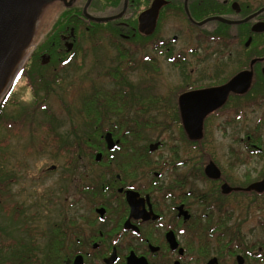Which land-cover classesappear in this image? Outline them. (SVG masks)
<instances>
[{"label":"flooded vegetation","instance_id":"flooded-vegetation-1","mask_svg":"<svg viewBox=\"0 0 264 264\" xmlns=\"http://www.w3.org/2000/svg\"><path fill=\"white\" fill-rule=\"evenodd\" d=\"M42 12L43 17L50 12L58 13L57 17L69 12L63 19L64 29L53 36L55 42L51 44L58 66L68 64L82 31L91 40L102 38L108 43L120 63L154 64L158 52L164 51L169 63L179 67L191 61L201 66L208 61L220 73L229 65L239 64L219 81L182 89L172 106L168 96L138 93L127 87L124 69L111 72L110 80L115 85L112 91L103 90L108 103H112L101 108L102 122L106 123L102 141L104 154L117 155L113 161L116 171L112 170V176L107 169L102 180L99 178L98 190L105 200L93 206V222L101 228L85 239L80 229H72L76 247L72 259H65L64 264H74L77 258L81 264H264V233L262 241L247 237L249 234L233 226L228 209L232 196H263L264 191L245 189L261 182L264 175L243 187L229 184L226 169L209 158L187 173L180 170L186 162L178 153L172 156L171 165L176 166L173 169H169V157L166 161L151 159L152 155L160 156L157 151L169 142V129L182 128L177 103L181 94L221 87L239 74H251L245 92H230L225 102L204 118L199 141L189 140L182 128L189 143L203 147L210 120L232 125L243 119L248 110H264V1L55 0ZM63 53H68L65 59ZM47 62L42 57L41 64ZM142 90L149 93V89ZM175 107L179 121L174 119ZM262 120L264 113L258 122ZM148 128L159 129L161 136L146 145L143 130ZM108 134L114 144L111 149L105 141ZM258 140L245 135L238 141L250 156L264 154V146ZM210 163L219 173L217 179L206 174ZM208 183L214 188L208 189ZM224 185L232 190L223 192ZM129 193L133 206L127 200ZM261 226L264 227L262 222ZM60 234L69 246L68 233Z\"/></svg>","mask_w":264,"mask_h":264},{"label":"rangeland","instance_id":"rangeland-1","mask_svg":"<svg viewBox=\"0 0 264 264\" xmlns=\"http://www.w3.org/2000/svg\"><path fill=\"white\" fill-rule=\"evenodd\" d=\"M52 13L43 17L45 13L41 12L27 58L20 67V73L24 70V74L32 75L36 89L32 90L27 77L19 73L6 92L11 94L0 116V247L4 256L16 262L19 250L24 248L35 252L38 258L35 264H64L65 259H72V250L76 247L72 229H80L85 239L87 234H96L101 228L93 222V206L105 200L98 184L105 170L112 174L113 161L117 158L116 153L110 157L104 154L102 136L106 123H99L101 131L94 135L95 120L84 117L82 109L94 89L112 91L115 84L111 83L110 71L120 60H115L114 49L102 38L91 40L81 30L80 41L71 51L74 55L68 64L58 66L51 44L55 42L53 36L64 29L63 19L69 12L61 17ZM67 55L63 53L62 59ZM42 57L48 59L45 65L41 64ZM238 66L225 67L224 74L223 70L218 73L208 61L201 66L191 61L179 67L169 63L161 51L154 64H127L122 69L127 87L137 89L138 93L168 96L172 106L182 89L219 81ZM142 89H149V93ZM6 94L0 98V104ZM263 111V107L248 110L243 119L232 125L223 126L221 120H210L204 147L189 143L181 127L169 129V142H164V147L157 151L160 156L152 155L151 159L166 161L169 157V169H173L176 166L171 165L172 156L178 153L186 162L180 170L187 173L209 158L226 169L229 184L244 187L263 177L264 154L248 156L247 149L238 140L253 135L264 146V120L258 122ZM143 136L147 145L159 140L161 133L157 128H148L143 130ZM234 137L238 140L233 141ZM97 154H103L99 161H96ZM107 160L112 163L107 164ZM89 187L93 190H86ZM206 187L214 188V185L208 183ZM228 203L233 226L249 234L247 237L262 241L264 195H236ZM59 232L68 233L69 246L55 237Z\"/></svg>","mask_w":264,"mask_h":264},{"label":"water","instance_id":"water-1","mask_svg":"<svg viewBox=\"0 0 264 264\" xmlns=\"http://www.w3.org/2000/svg\"><path fill=\"white\" fill-rule=\"evenodd\" d=\"M55 0H0V98L6 94L20 67L26 60V54L33 42L38 19L45 6ZM215 20L223 21L220 18ZM98 19L96 21H105ZM212 20V19H209ZM208 21V20H207ZM206 22V21H204ZM70 49L68 48V51ZM251 74L243 73L235 76L225 85L206 90H196L181 94L178 97V111L182 128L191 141H199L202 137V125L204 118L218 109L226 100L227 95L243 93L250 84ZM107 148L114 144L108 135L105 137ZM101 154H97L99 161ZM209 178L217 179L219 173L210 163L206 167ZM227 185L223 186V192H228ZM239 190V189H235ZM245 191H264V179L255 183ZM127 200L133 206L131 193L127 194ZM74 264H81L80 258L75 259Z\"/></svg>","mask_w":264,"mask_h":264},{"label":"trees","instance_id":"trees-1","mask_svg":"<svg viewBox=\"0 0 264 264\" xmlns=\"http://www.w3.org/2000/svg\"><path fill=\"white\" fill-rule=\"evenodd\" d=\"M126 65H127V62L123 61L119 65H117V67L113 71L123 70L122 68H124ZM113 71H110V73ZM20 74H24V70H22ZM24 77H27L28 84L31 86L32 90H35L36 84H35V81H34L32 75L29 74V72H28V73L24 74ZM33 84L35 85V87ZM9 94H11V93L8 92L6 94V96L3 98L2 104H0V116L2 115L4 103H5V100H7ZM105 94L106 93H104L103 90H101V89H94L92 92V95H90L84 101V104H83L82 115L84 117L88 118L89 121H91L90 118H94V120H95V125L93 127L94 128L93 134L96 136L98 135L99 131H101V124H99V123H101L103 120V118L101 116V110H102L101 108L103 105H106L108 103L107 96ZM111 103L112 102L110 101L108 104H111ZM173 115H174V119L179 121L176 107L174 109ZM178 129H179V127H178ZM86 142H89V141L86 140ZM0 188H1V186H0ZM55 237L60 239V241L63 244L66 241V237L61 236V234H55ZM20 248H22V247H20ZM19 251L21 253H20V256L18 258V261L16 262L15 260L13 261V258L9 259L8 256H4V253L2 252L1 247H0V263L5 262V264H35L37 262L38 258L35 255V252H31V250L29 251L28 248H24V251L23 250H19ZM8 261H9V263H8Z\"/></svg>","mask_w":264,"mask_h":264}]
</instances>
